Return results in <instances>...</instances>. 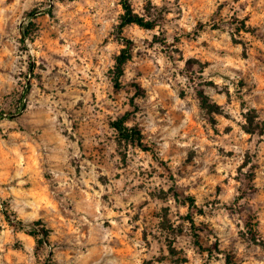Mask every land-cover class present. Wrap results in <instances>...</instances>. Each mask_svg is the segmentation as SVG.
Returning <instances> with one entry per match:
<instances>
[{
    "label": "rangeland",
    "instance_id": "rangeland-1",
    "mask_svg": "<svg viewBox=\"0 0 264 264\" xmlns=\"http://www.w3.org/2000/svg\"><path fill=\"white\" fill-rule=\"evenodd\" d=\"M129 2L0 0V264H264V0Z\"/></svg>",
    "mask_w": 264,
    "mask_h": 264
},
{
    "label": "trees",
    "instance_id": "trees-1",
    "mask_svg": "<svg viewBox=\"0 0 264 264\" xmlns=\"http://www.w3.org/2000/svg\"><path fill=\"white\" fill-rule=\"evenodd\" d=\"M121 4L124 8V15L122 16V26H127V25H138L142 28L145 29H153L155 27L154 23L151 21H147L144 17H141L140 15H138L137 13L134 12L129 0H121ZM131 59V53L129 49H124L123 53L121 54V56L118 58V62L116 65V73H117V81H116V85L117 87H120V82L119 79L124 75V67L127 64V62ZM254 119H251L250 122V127L253 128H249V132H254L255 127L254 125ZM128 122V117L124 116L121 119L117 120L114 123V127L116 128L117 132L120 135V138L123 141H126L128 143L133 144L134 146H138L140 147L142 150L144 151H149L151 149H149V147L146 145V143L144 142V135L142 133V131L137 128V127H128L126 124ZM187 202L192 205V206H196V202L195 199L191 196L186 197ZM192 223H194V221L192 220ZM18 224L20 226H22V228L25 229V224L23 222H18ZM31 235L33 236H42L43 238L46 237L47 238V233H38L36 231H31L30 232ZM41 234V235H40ZM39 238V237H37ZM38 239L40 242H43L44 239Z\"/></svg>",
    "mask_w": 264,
    "mask_h": 264
}]
</instances>
